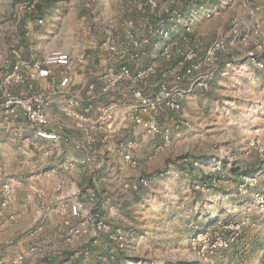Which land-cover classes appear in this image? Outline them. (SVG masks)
<instances>
[{"label": "rangeland", "instance_id": "rangeland-1", "mask_svg": "<svg viewBox=\"0 0 264 264\" xmlns=\"http://www.w3.org/2000/svg\"><path fill=\"white\" fill-rule=\"evenodd\" d=\"M201 1L187 22L177 12L195 0H0V264H224L238 244L250 247L256 227L243 226L229 251L201 256L242 222L238 206L263 184L264 72L249 57L264 54V0ZM165 16L191 38L161 40ZM56 96L77 123L96 107V124L111 108L104 126L127 125L129 175L116 196L95 190L97 160L84 161L87 176L68 196L38 185L57 146L39 136L52 134L44 128ZM29 107L46 122L30 121ZM243 176L257 180L246 197L237 192ZM206 215L220 223L205 228Z\"/></svg>", "mask_w": 264, "mask_h": 264}, {"label": "crops", "instance_id": "crops-1", "mask_svg": "<svg viewBox=\"0 0 264 264\" xmlns=\"http://www.w3.org/2000/svg\"><path fill=\"white\" fill-rule=\"evenodd\" d=\"M46 81L48 80H41L39 86L42 88H45L43 86L47 87L48 82ZM73 86L74 83H70L69 87ZM63 108L64 102L61 97L56 96L52 98L48 108L52 122L44 130L47 133L56 135L58 140L56 141L57 146H55V149L48 152L47 157H45L46 161H48L46 167H50V171L44 176L40 174L37 176L38 185H41L45 192L51 190L59 191L63 195L61 198L64 195L68 196L69 193L72 194L77 191V187L81 186L87 176V169L82 165L90 160H97L101 162L100 175L103 177L98 180L99 188L95 185V190L98 193L103 192V196H116L126 181V178L123 176L124 172L126 171L127 177L129 175V172L125 170V166L122 163V156L123 153L130 152L128 150L120 151V139L127 125L117 120L108 127L96 124V122L92 121L97 113L96 107H94L87 111L89 121L84 123L85 130L82 131L77 128V122L74 118L65 116ZM80 109L83 110V108ZM89 133L94 139L92 146L82 151L75 150L76 148L74 147L83 144ZM45 143L53 142L50 140L49 142L45 141ZM65 162H75L77 168L74 170L63 169L66 164ZM112 173H118L120 179L114 177L111 182ZM114 179H116V182ZM111 183L115 184L118 190L110 188ZM238 207L239 211H242L243 217L241 221L245 222L244 227L250 226L251 228L256 227V229L253 231V238L250 240L251 244L249 248L242 250L244 244L235 242V245L238 244L237 248L221 262L224 264H262L264 260V220L250 200L247 199V201H244ZM217 220L219 221L212 224L216 226V223H220L221 219L219 217H217ZM226 251H229V249Z\"/></svg>", "mask_w": 264, "mask_h": 264}, {"label": "built area", "instance_id": "built-area-1", "mask_svg": "<svg viewBox=\"0 0 264 264\" xmlns=\"http://www.w3.org/2000/svg\"><path fill=\"white\" fill-rule=\"evenodd\" d=\"M249 60L256 67L264 70V58H262V57L260 58L258 56H255L254 54H250ZM54 61L59 65H67L68 64V58L66 55L59 54V55H57V57L55 58ZM181 64H182V62H181ZM187 70L188 69H185V72ZM187 72L191 73L190 70H188ZM40 75L44 76V75H46V72L42 71ZM142 75L143 74H139L138 78L142 77ZM65 83H66V80H64L62 82V85H64ZM145 103H146V101H143V104H145ZM170 107H171V109H179V105L175 104L174 102H171ZM27 114H28V119L30 121H32L33 123L44 124L46 122V116L41 111H34L29 107V108H27ZM112 120H113V109L107 108V109L102 110V112L100 113V115L97 118V123L100 125H104V124L111 123ZM77 128L82 130V131L85 130V126L81 120L77 123ZM149 128L151 131L156 130L152 126ZM39 136L44 138V139L53 140L54 142H56L58 140L57 136L54 134H46L44 132L43 133L40 132ZM88 146H90V139L87 137L83 144L76 145L75 148L78 151H82V150L86 149ZM256 186H257L256 178L249 177V176H243L240 180L238 187H237L238 195L241 197H246L250 194L251 191H253L255 189ZM253 203H254V206L256 207L257 211L259 212V214L261 215V217L264 220V179H263V184H262L261 190L259 192L255 193L253 196ZM78 208H79V206H73L70 210L71 213L73 215H76ZM244 225H245L244 222L232 225L230 227L231 233L229 234V236L226 238H222V237L216 238L209 246L202 248L201 256L204 258H208V257H211L212 255H214L215 252H217L219 250L229 249L237 241V239L241 235V230H242ZM98 230H101L100 225L98 226ZM21 260H22V257H19L15 263H18ZM262 264H264V260H263Z\"/></svg>", "mask_w": 264, "mask_h": 264}, {"label": "trees", "instance_id": "trees-1", "mask_svg": "<svg viewBox=\"0 0 264 264\" xmlns=\"http://www.w3.org/2000/svg\"><path fill=\"white\" fill-rule=\"evenodd\" d=\"M203 8H204V2H202L201 0H195L194 6H193L192 10L189 13L182 11V12H177V14L182 19H186L187 22H190L195 17V13H197V11H199V10H201ZM193 9H195L194 12H192ZM155 21H157V20H155ZM158 21H159L158 24H159V26H161V30L163 31L162 34L159 35V36H161L160 37L161 40L166 39L165 37H169V39H170L168 41L167 40H163V41H166L165 42L166 44H169L170 42L172 43V42L176 41L178 38H181V36H180L181 34H184L186 37L191 38V36L188 35V34H185V32L180 33L179 31L172 30L171 28L173 27V25H174V27H176V24L175 23L171 24L169 22L170 21L169 17L165 16L163 18V20L160 21V19H158ZM153 23H155V22H153ZM171 25H172V27H170ZM261 57H264V54ZM179 61H182V60H179ZM257 72H264V71L263 70H258ZM197 179L201 183L200 186H203V187H210L211 186V176H203L202 175V176H200ZM218 190L219 189H217V188L215 189V191H218ZM205 217L207 219L205 224H204L205 228H207V226L208 227L211 226L213 222L215 223V222L219 221V220H217V216L211 217L209 215H206ZM45 263L46 264H51L48 261H45ZM186 263L187 264H191L190 262H186Z\"/></svg>", "mask_w": 264, "mask_h": 264}]
</instances>
